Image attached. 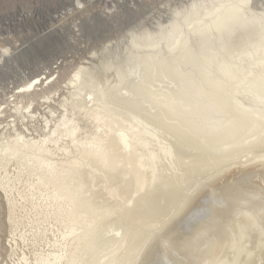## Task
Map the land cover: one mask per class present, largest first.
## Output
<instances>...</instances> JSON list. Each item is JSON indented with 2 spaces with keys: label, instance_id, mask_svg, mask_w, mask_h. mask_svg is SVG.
<instances>
[{
  "label": "rangeland",
  "instance_id": "rangeland-1",
  "mask_svg": "<svg viewBox=\"0 0 264 264\" xmlns=\"http://www.w3.org/2000/svg\"><path fill=\"white\" fill-rule=\"evenodd\" d=\"M248 1L0 0V53L8 51L0 66V142L22 137L41 146L0 147V264H200L225 240L210 239L214 230L235 223L229 199L261 214L264 90L253 84H264V61L252 66L263 78L234 81L237 60L217 46L208 57L201 49L232 23L257 25L264 0ZM39 75L48 79L29 88Z\"/></svg>",
  "mask_w": 264,
  "mask_h": 264
},
{
  "label": "bare ground",
  "instance_id": "bare-ground-1",
  "mask_svg": "<svg viewBox=\"0 0 264 264\" xmlns=\"http://www.w3.org/2000/svg\"><path fill=\"white\" fill-rule=\"evenodd\" d=\"M229 1V0H228ZM237 1V0H236ZM250 1V0H249ZM248 1V2H249ZM231 2H233V1H231ZM234 2H235V0H234ZM230 3V2H229ZM232 4H234V3H232ZM219 5V4H218ZM222 5V4H221ZM235 5V4H234ZM223 6V5H222ZM214 7H216V6H214ZM240 7H242V6H240ZM213 8V7H212ZM217 9H218V7H216ZM223 8V7H222ZM238 8V7H237ZM236 8V9H237ZM214 9V8H213ZM226 9H227V7H226ZM242 9V8H241ZM244 9V8H243ZM242 9V10H243ZM223 10V9H222ZM222 10H220L221 12H222ZM240 10V9H239ZM206 11V10H205ZM207 11H208V9H207ZM218 12V11H217ZM251 12V11H250ZM203 13H204V11H203ZM214 13V12H213ZM239 13V12H238ZM248 13V12H247ZM191 14V13H190ZM220 14V13H219ZM257 13H255V14H253V15H255V16H257L256 15ZM192 15H194V14H192ZM196 15V14H195ZM205 15V14H204ZM222 15V14H221ZM244 15V14H243ZM250 15H252V14H250ZM188 16V14L186 15V17ZM202 16H203V14H202ZM206 16V15H205ZM205 16H203V17H205ZM185 17V18H186ZM184 18V19H185ZM190 18L192 19V17H191V15H190ZM196 18V17H195ZM199 18V17H198ZM202 18V17H201ZM200 18V19H201ZM210 17H208V19H209ZM219 18V17H218ZM246 18V17H245ZM255 18V20L257 21H259L258 23H257V25H254L255 23H250V20L248 19V21L247 22H242L241 21V23H240V21L239 22H237V23H232L233 25H228V28H225V29H223V30H221V32H220V34L219 35H217L216 37H211V38H208V39H206L205 40V43H206V46L204 47L202 44V46L204 47H200L201 49H202V52L204 53H202L203 55H207L206 57H208V52L209 53H211L212 54V50L211 49H213V47H216L217 49H218V47L222 50V52L224 53L223 55V57H229L230 56V58L232 57V59H235V60H237V62H238V65H239V67L241 66V68L242 69H239V71H238V68H236L237 69V73L236 74H234V72L233 71H236V70H232V79H229V80H234V81H236V80H241L242 78H244V77H246V80H249L250 78H252L254 75H255V72H254V69L252 68V66L254 65V60H256V62H258V63H256V64H259V62H261V64H262V62L264 61V14L263 15H261V14H259L257 17H254ZM200 19H196L198 22H199V20ZM217 19V18H216ZM220 19V18H219ZM186 20V19H185ZM252 20V19H251ZM192 21V20H191ZM190 21V22H191ZM193 21H194V19H193ZM201 21V20H200ZM227 21V20H226ZM245 21V20H244ZM189 22V23H190ZM188 22H187V24H189ZM203 23V22H202ZM206 23V22H205ZM248 23H250L251 25H253L251 28H250V26H249V24ZM191 24H192V22H191ZM190 24V25H191ZM245 24V25H244ZM248 24V25H247ZM259 24V25H258ZM186 25V24H185ZM200 25H202L201 23H200ZM200 25H199V27H200ZM184 26V25H183ZM192 26V25H191ZM197 26V25H196ZM249 26V27H248ZM174 27H176V24H175V26ZM247 27V28H246ZM182 28V27H181ZM191 28V27H190ZM194 28V27H193ZM173 29V28H172ZM172 29L170 30L171 32H172ZM177 29V28H176ZM187 29V28H186ZM188 29H189V26H188ZM242 29V30H241ZM174 30V29H173ZM184 30V29H183ZM190 31H191V29H190ZM183 32V31H182ZM182 32H174L175 34L177 33H182ZM198 32V31H197ZM206 32V31H205ZM204 32V33H205ZM209 32V31H208ZM212 32V31H211ZM233 33V34H232ZM166 34H169V33H167L166 32ZM184 34H188V33H184ZM144 35V34H143ZM141 36V37H144V36ZM147 35H148V33H147ZM146 35V36H147ZM150 35V34H149ZM169 35H171V34H169ZM189 35V34H188ZM152 36V35H151ZM166 36V35H165ZM176 36V35H175ZM174 36V37H175ZM180 36V35H179ZM212 36V35H211ZM149 37V36H148ZM153 37V36H152ZM152 37H151V39H152ZM160 37V36H159ZM158 37V38H159ZM177 37H178V35H177ZM184 37V36H183ZM135 38V37H134ZM133 38V39H134ZM138 38V37H137ZM145 38V37H144ZM150 38V37H149ZM178 38H180V37H178ZM143 39V38H142ZM182 39V38H181ZM180 39V40H181ZM185 39V38H184ZM135 40V39H134ZM133 40V41H134ZM155 40V39H154ZM175 40H176V38H175ZM188 40H190V39H188ZM144 41V40H143ZM172 41V37H171V40H170V43L172 44L173 43V45L174 44H176V43H174V41L173 42H171ZM182 41V40H181ZM185 41V40H184ZM187 41V40H186ZM200 41H201V39H200ZM199 41V42H200ZM156 42V41H155ZM202 42H204V41H202ZM136 43V45L139 43V41H138V43L137 42H135ZM144 43V42H143ZM159 43V42H158ZM189 43H191V42H189ZM196 43V42H195ZM198 43V42H197ZM205 43H203V44H205ZM140 44V43H139ZM169 45L168 43L166 44V45H169V49H173V50H175L174 49V46L172 47V45ZM180 44V43H179ZM186 44V43H185ZM153 46H154V44H152ZM182 45V44H181ZM181 45H179V46H181ZM187 45V44H186ZM198 45V44H197ZM143 45H141V47H142ZM170 46H171V48H170ZM177 46V45H176ZM199 46V45H198ZM136 47H138V46H136ZM140 47V46H139ZM140 47V48H141ZM184 47H186L185 45H184ZM212 47V48H211ZM133 48V47H132ZM186 48H188V47H186ZM191 48V47H190ZM178 49V48H177ZM184 49V48H183ZM182 49V51H184ZM215 49V48H214ZM220 49H218L219 50V52H221V50ZM179 50V49H178ZM177 50V51H178ZM181 50V49H180ZM178 51V53L180 52V53H182V51ZM187 50V49H186ZM194 50V49H193ZM210 50H211V52H210ZM176 51V52H177ZM190 51V50H189ZM189 51L187 52L188 54H189ZM7 50H3L1 53H0V66H1V63L4 61V58L6 57V54H7ZM156 52V51H155ZM158 52V51H157ZM216 55H218L216 52H215V50L213 51ZM218 52V53H219ZM251 52V53H250ZM192 53V52H191ZM195 53V52H194ZM214 53H213V55H214ZM147 54V53H146ZM145 54V55H146ZM161 54H164V53H160L159 55H161ZM177 54V53H176ZM183 54H185V55H187L186 53H184L183 52ZM182 54V55H183ZM199 54V53H198ZM201 54V55H202ZM221 54V53H220ZM220 54L218 55L219 57H221L222 59H224L223 57H222V55L220 56ZM136 55V54H135ZM134 55V56H135ZM138 56H140L139 54H137ZM157 55H158V53H157ZM155 56V57H158V56ZM165 55L167 56V54L165 53ZM178 55V54H177ZM177 55H175V56H177ZM179 55H181V54H179ZM178 55V56H179ZM192 55V54H191ZM202 55V56H203ZM258 55H261V56H258ZM130 56V55H129ZM154 56V55H153ZM153 56H150L151 58L153 57ZM194 55H192V56H190V58L192 59V57H193ZM198 56H200V55H198ZM197 56V57H198ZM210 56V55H209ZM212 56V55H211ZM217 56V57H218ZM148 57V56H147ZM147 57H146V59H147ZM169 57H170V55H169ZM168 57V58H169ZM180 57V56H179ZM184 57V56H183ZM183 57H182V59H183ZM187 57V56H186ZM213 57H215V56H213ZM225 57V58H226ZM129 58V57H128ZM140 58H141V56H140ZM143 58V57H142ZM141 58V59H142ZM164 58V57H163ZM166 58V57H165ZM173 58H174V56H173ZM178 58V57H177ZM176 58V59H177ZM199 58H201V57H199ZM198 58V59H199ZM204 58V57H203ZM202 58V59H203ZM210 58V57H209ZM221 58H219V60L221 59ZM230 58H228V59H230ZM131 59H132V57H131ZM136 59H138V57L136 58ZM154 59H156V58H154ZM153 59V60H154ZM158 60H159V58H157ZM157 59H156V61H157ZM208 59V58H207ZM206 59V60H207ZM216 60L218 59V58H215ZM214 59V60H215ZM129 60V59H128ZM140 60V59H139ZM145 59H143V61H144ZM148 60H150L149 58H148ZM147 60V61H148ZM160 60H162V56H161V59ZM159 60V61H160ZM173 60V59H172ZM171 59H170V62L172 61ZM174 60H175V58H174ZM188 60V59H187ZM186 60V61H187ZM200 60V59H199ZM205 60V61H206ZM208 60H210V59H208ZM207 60V61H208ZM213 59H212V57H211V60L210 61H212ZM213 60V61H214ZM231 60V59H230ZM262 60V61H261ZM136 61V60H135ZM134 61V62H135ZM142 61V60H141ZM140 61V62H141ZM184 62H185V60H183ZM205 61L203 62V63H205ZM223 61H225V63H226V61H227V59H224ZM126 62V61H125ZM132 62H133V60H132ZM131 62V63H132ZM139 62V61H138ZM145 62V61H144ZM151 62V61H150ZM166 62V61H165ZM182 61H180L179 63H181ZM219 62V61H218ZM222 61L220 60V62L217 64L218 66H220L222 63H221ZM234 62V61H233ZM130 63V62H129ZM161 63V62H160ZM160 63H159V65L157 64V62H156V64L158 65V66H162L163 68H164V66L163 65H160ZM168 63V62H167ZM173 63H175V61H173L172 63H170V66H168L169 68L171 67V65L173 64ZM200 63H201V60H200ZM227 63H228V61H227ZM247 63L249 64V65H247ZM125 64H128V63H125ZM137 64V63H136ZM152 64H155V63H153V61H152ZM162 64V63H161ZM163 64H164V60H163ZM176 64V63H175ZM174 64V65H175ZM182 64V63H181ZM213 64V63H212ZM214 64H216V63H214ZM220 64V65H219ZM235 64V63H234ZM130 65H133V64H130ZM165 65H167V64H165ZM206 64H204V66H205ZM217 65H215V66H217ZM223 65V64H222ZM226 65V64H225ZM225 65H223V66H225ZM233 65V64H232ZM231 65V66H232ZM236 65V64H235ZM235 65H233V66H235ZM251 65V66H250ZM134 66V65H133ZM177 66H178V64H177ZM180 66V65H179ZM178 66V67H179ZM135 67V66H134ZM161 67V68H162ZM167 67V68H168ZM175 67V66H174ZM172 68V69H175V68ZM212 67H214V65L212 66ZM129 68V67H128ZM132 68V67H131ZM130 68V69H131ZM158 68V67H157ZM208 67L206 66V69L205 70H207V74L209 75L210 74V69L208 70L207 69ZM218 68V67H217ZM235 68V67H234ZM158 69H160V68H158ZM165 69H166V67H165ZM176 69H177V67H176ZM214 69H215V67H214ZM177 70H179V69H177ZM223 70V68L220 66V69H219V71H222ZM231 70V69H230ZM261 70V68H259L257 71H256V81L257 80H259V79H261V78H263V77H261L263 74H260L261 72H263V71H260ZM264 70V69H263ZM162 71V70H161ZM165 71V70H164ZM166 71H168V69L166 70ZM166 71H165V73H166ZM169 71H171L170 69H169ZM174 71V70H173ZM200 71V70H199ZM212 71V70H211ZM225 71V70H224ZM163 72V71H162ZM175 72V71H174ZM173 72V73H174ZM177 72V71H176ZM175 72V73H176ZM146 73H147V71H146ZM150 73V72H149ZM157 74H158V72H156ZM155 73V74H156ZM159 73H161V72H159ZM164 73V74H165ZM172 73V72H171ZM181 73V72H180ZM179 73V74H180ZM184 73V72H183ZM187 74H188V72H186ZM156 74V75H157ZM178 74V75H179ZM204 74V73H203ZM206 74V75H207ZM143 75H145V74H143ZM147 75V74H146ZM158 75H160V74H158ZM173 75H175V74H173ZM183 75V74H182ZM181 75V76H182ZM189 75V74H188ZM188 75L186 76L188 79H189V77H188ZM194 75H196L195 74V72H194ZM193 75V76H194ZM197 75H199L200 76V74L199 73H197ZM207 75V76H208ZM211 75H214V74H212L211 73ZM75 76H77V74L75 75ZM149 76V75H148ZM152 76H153V74H152ZM160 76H162V75H160ZM166 76H168V75H166ZM171 76V75H170ZM169 76V77H170ZM190 77H191V75H189ZM151 77V76H150ZM183 77H184V75H183ZM195 77V76H194ZM201 77H202V75H201ZM206 77V76H205ZM211 77V76H210ZM210 77H208V78H210ZM147 79H148V77H146ZM157 77H155V78H153V81H152V79L150 80V81H152L153 82V84H154V79H156ZM164 78V77H163ZM185 78V77H184ZM186 78V79H187ZM193 78V77H192ZM191 78V79H192ZM203 78H204V76H203ZM207 78V79H208ZM254 78V79H255ZM48 78L47 77H42V76H40L39 75V77H36V79H35V81L34 82H31L32 84H31V86H28L29 88L30 87H32V85L35 87L38 83H43V82H46V80H47ZM164 79H166V78H164ZM171 79V78H170ZM185 79V80H186ZM200 79H202V78H199V80ZM212 79H213V77H212ZM219 79V78H218ZM218 79H217V81H218ZM221 79V78H220ZM157 81H158V79H156ZM169 81L170 82V80L167 78L166 79V81ZM194 81H195V79H193ZM211 80V79H210ZM33 81V80H32ZM160 81H163V79L162 80H160ZM166 81H163L162 83H164V82H166ZM172 81V80H171ZM175 81V80H174ZM189 81V80H188ZM212 81V80H211ZM233 81V82H234ZM168 82V83H169ZM210 82V81H209ZM213 82V81H212ZM158 83V82H157ZM167 83V84H168ZM170 83H172V82H170ZM197 83V82H196ZM195 83V84H196ZM200 83V82H199ZM198 83V84H199ZM202 84L204 83V81H203V79H202V82H201ZM205 83H206V80H205ZM211 83V82H210ZM234 83H236V82H234ZM30 84V83H29ZM173 84L174 83H172V85L171 84H169V85H171V86H173ZM176 84V83H175ZM197 84V86H194V83H193V86L195 87V88H199L198 85ZM42 85V84H41ZM158 85V84H157ZM204 85V84H203ZM212 85H214V84H212ZM155 86V85H154ZM167 87H168V85H166ZM166 86H165V89H166ZM200 86H202V85H200ZM211 86V85H210ZM209 86V84H208V87H210ZM253 86H256V87H258L259 89H261V90H264V84H261V83H257V84H253ZM170 87V86H169ZM168 87V88H169ZM175 87V85L173 86V88L171 87V89H174V92H175V89L176 88H174ZM153 88V87H152ZM161 88V87H160ZM160 88H158V90L160 89ZM163 89H164V87H162ZM161 88V89H162ZM178 88V87H177ZM180 88V87H179ZM201 88V87H200ZM153 89H155V87L153 88ZM156 89H157V87H156ZM162 89V90H163ZM187 89V88H186ZM189 89V88H188ZM191 89V88H190ZM150 90V89H149ZM148 90V91H149ZM162 90H160V92L162 91ZM167 90V89H166ZM179 90V89H178ZM184 90V89H183ZM199 89H197L196 90V92L198 91ZM212 90H214V89H212ZM218 90V89H217ZM258 90V89H257ZM119 91V90H118ZM154 91H156V90H154ZM154 91H152L153 93H154ZM164 91V90H163ZM169 91V90H168ZM172 90H170V92H171ZM193 91V90H192ZM200 91V90H199ZM201 91H204V90H202V88H201ZM201 91H200V93H201ZM205 91H207L208 92V90H207V88L205 89ZM205 91H204V93H205ZM128 92H129V90H128ZM142 92V91H141ZM157 92V91H156ZM160 92H158V93H160ZM170 92H168V93H170ZM179 92V91H178ZM184 92H185V90H184ZM183 92V93H184ZM195 92V91H194ZM222 92V91H221ZM226 92V91H225ZM116 93V92H115ZM114 93V94H115ZM129 93H131V92H129ZM129 93H126V95L127 94H129ZM151 93V92H150ZM164 93H167L166 91L164 92ZM164 93H162L161 92V94H164ZM172 93V92H171ZM200 93L198 94V95H200ZM117 94V93H116ZM137 94V93H136ZM161 94H159V95H161ZM176 94V93H175ZM174 94V95H175ZM208 95H210V93H207ZM206 94V95H207ZM212 94V93H211ZM119 95V94H118ZM147 95H150V94H148L147 93ZM173 95V96H174ZM177 95H179V94H176V96ZM194 95V94H193ZM206 95H204L205 97H206ZM115 96V95H114ZM113 96V97H114ZM125 96V95H124ZM134 97H136L135 96V94L133 95ZM138 96V95H137ZM141 96V95H140ZM144 96V95H143ZM146 96V95H145ZM151 96V95H150ZM152 96H153V94H152ZM151 96V97H152ZM168 96V95H167ZM171 96H172V94H171ZM185 96V95H184ZM184 96H183V98H184ZM187 96V95H186ZM200 96H203V95H200ZM119 97V96H118ZM117 97V98H118ZM148 98H149V96H147ZM151 97H150V99H151ZM155 97H156V95H155ZM155 97H153V99L155 98ZM164 97H166L165 95H164ZM194 97V96H193ZM198 98H199V96H197ZM115 99L114 100H116V96L114 97ZM141 98V97H140ZM147 98V99H148ZM157 98V97H156ZM159 98V97H158ZM157 98V99H158ZM168 97H166V99H167ZM173 98V97H172ZM175 98V97H174ZM180 98H182V97H180ZM186 98V97H185ZM191 98V97H190ZM197 98V99H198ZM139 99V97L137 98V100ZM144 100H145V97L143 98ZM146 99V100H147ZM153 99H151L152 101H153ZM160 99V98H159ZM169 99V98H168ZM187 99H189V98H187ZM196 99V100H197ZM203 99H204V97H203ZM207 99V98H206ZM208 99H209V97H208ZM207 99V100H208ZM211 99H212V97H211ZM119 101H120V99H118ZM117 100V101H118ZM122 101L124 100V99H121ZM136 100V101H137ZM141 99H139V101H140ZM149 100V99H148ZM162 100H164V99H162ZM179 100V99H178ZM186 99H184V101L183 102H185L186 103V101H188V100H186ZM195 100V101H196ZM201 100H202V97H201ZM206 100V101H207ZM210 100V99H209ZM130 101V100H129ZM128 101V102H129ZM155 101V100H154ZM180 101V100H179ZM192 101V99H190V101L188 102V104H190V102ZM193 101H194V99H193ZM200 101V100H199ZM203 101V100H202ZM264 101V100H263ZM115 102V101H114ZM127 102V101H126ZM132 102H133V100H132ZM131 101H130V103H132ZM135 102V101H134ZM133 102V103H134ZM138 102V101H137ZM159 102H160V100H159ZM166 102V101H165ZM168 102V101H167ZM166 102V103H167ZM170 102V101H169ZM172 102V101H171ZM175 102H177L175 99H174V102L172 103L173 105H175ZM181 102V101H180ZM205 102V101H204ZM208 102V101H207ZM206 102V103H207ZM212 102V101H211ZM211 102H210V104H211ZM123 103V102H122ZM124 103H125V101H124ZM148 103H150V101H148ZM157 103H158V101H157ZM161 103V102H160ZM163 103H164V101H163ZM166 103H165V106H166ZM177 103H179V102H177ZM177 103H176V105H177ZM182 103V102H181ZM200 103V102H199ZM203 103V102H202ZM206 103H205V107H206ZM215 103V102H214ZM140 104V103H139ZM143 104V102L141 103V105ZM145 104H147V103H145ZM152 104V103H151ZM168 104V103H167ZM170 104V103H169ZM171 104V105H172ZM192 104V103H191ZM209 104V103H208ZM218 104H220V103H218ZM120 105H121V103H120ZM184 106V104H181V106ZM185 105H187V103L185 104ZM193 105V104H192ZM200 105V104H199ZM202 105V104H201ZM204 105V104H203ZM202 105V106H203ZM216 105V104H215ZM248 105H250V104H248ZM127 106H128V104H127ZM131 106V105H130ZM140 106V105H139ZM138 106V107H139ZM147 106H148V104H147ZM151 107H152V105H150ZM150 106L149 107H147V108H149L150 109ZM156 106H157V104H156ZM155 106V107H156ZM159 106V105H158ZM162 106V105H161ZM180 106V105H179ZM182 106V107H183ZM202 106H200V109H201V107ZM133 107V106H132ZM137 107V106H136ZM141 107V106H140ZM155 107H154V109H155ZM164 107V106H163ZM162 107V108H163ZM167 107V106H166ZM165 107V108H166ZM171 107V106H170ZM170 107H168L170 110L172 109H175V108H170ZM181 107V109H183ZM189 107V109H190V105L188 106ZM191 107H193V106H191ZM197 107V106H196ZM211 107H213V105L211 106ZM215 107V106H214ZM213 107V108H214ZM129 108V107H128ZM131 108V107H130ZM142 108H143V110L142 111H144V108L145 107H143L142 106ZM161 108V109H162ZM177 108H178V106H177ZM176 108V109H177ZM194 108H195V106H194ZM194 108H193V110H194ZM207 108H208V106H207ZM139 109V108H138ZM141 109V108H140ZM139 109V110H140ZM148 109V110H149ZM158 110H159V108H157ZM180 109V107H179V109L178 110H181ZM185 109V111H186V108H184ZM183 109V110H184ZM204 109V108H203ZM203 109H201V111L203 110ZM212 109V108H211ZM215 109H217V107L215 108ZM132 110H134L133 108H132ZM146 110L147 109H145V112H146ZM147 110V112H149ZM166 110H168L167 108H166ZM166 110H164L165 112H166ZM188 110V109H187ZM205 110V109H204ZM203 110V111H204ZM214 110V109H213ZM221 109L219 108V111H220ZM136 111H138V110H136ZM151 111H152V113H153V108L151 109ZM155 111H157L156 109H155ZM154 111V112H155ZM175 111H177V110H175ZM182 111V110H181ZM181 111H180V113H181ZM194 111H196V110H194ZM210 111H212V110H210ZM135 112V111H134ZM146 112V113H147ZM168 112H170V111H168ZM173 112V111H172ZM172 112L170 113L171 115H172ZM189 112H190V110H189ZM193 111H191V115L193 114L192 113ZM136 113V112H135ZM138 113H140V112H138ZM151 113V112H150ZM149 113V114H150ZM157 113V112H156ZM161 114H162V111L160 112ZM160 113H158V115L160 114ZM164 113V112H163ZM167 113V112H166ZM165 113V114H166ZM174 113V112H173ZM184 112H182L181 114L182 115H184V114H186L187 113V111H186V113H184ZM206 114H207V112H205ZM211 112H209L208 114H210ZM214 113V112H213ZM213 113H211L212 115H213ZM134 114V113H133ZM148 114V113H147ZM146 114V115H147ZM149 114H148V117H151V116H149ZM155 114V113H154ZM153 114V115H154ZM169 114V116H171ZM181 114H179V115H181ZM194 114H196V113H194ZM203 114H204V112H203ZM210 114V115H211ZM145 115V114H144ZM152 115V114H151ZM157 115V114H156ZM156 115L153 117V119H156ZM157 115V116H158ZM163 115V114H162ZM200 115H201V113H200ZM217 116L219 115V114H216ZM139 116V115H138ZM141 116V115H140ZM160 116V115H159ZM185 116H188L189 118H190V116L187 114V115H185ZM197 117L199 116V109H197V115H196ZM202 116V115H201ZM205 116V115H204ZM203 116V117H204ZM216 116V117H217ZM165 117H167V115H164V119H165ZM174 117H175V115H174ZM176 117H177V112H176ZM195 118V115H194V119H198V118ZM210 118L209 119H212V117L211 116H209ZM214 117V116H213ZM216 117H215V119H216ZM167 118H169V117H167ZM172 118H173V116H172ZM179 118H180V116H178V120H179ZM182 118H185V117H182ZM207 118V120H208V117H206ZM158 119V118H157ZM164 119H162V120H164ZM186 119H188L187 117H186ZM193 119V120H194ZM200 119V118H199ZM201 119H203V118H201ZM200 119V120H201ZM169 120L170 119H168V122H169ZM176 118L174 119V121L176 122ZM181 120V119H180ZM199 120V121H200ZM205 120V119H204ZM206 120V121H207ZM218 120V119H217ZM220 120V119H219ZM221 120H223V119H221ZM221 120H220V122H221ZM149 121V120H148ZM159 121H160V118H159ZM164 121H166V119L164 120ZM192 121V120H191ZM206 121H205V123H206ZM209 121V120H208ZM224 121H226V120H224ZM149 122H151V121H149ZM173 122V121H172ZM183 122H186V121H184L183 120ZM182 122V123H183ZM188 122V121H187ZM189 122H190V119H189ZM188 122V123H189ZM194 122V121H193ZM193 122H190V124H193ZM210 122V121H209ZM214 122V121H213ZM212 122V123H213ZM219 121H217V123H218ZM219 122V123H220ZM223 122V121H222ZM221 122V125L218 127V128H221L222 127V123ZM152 123V122H151ZM165 123H167V121L165 122ZM177 123V122H176ZM202 123H203V121H202ZM212 123H211V125H212ZM215 123V122H214ZM217 123H216V125H217ZM226 123V122H225ZM175 124V123H174ZM179 124H180V121H179ZM183 124H186V123H183ZM195 124V123H194ZM156 124H154V126H155ZM177 125V127H178V124H176ZM189 125V124H188ZM196 125V124H195ZM194 125V126H195ZM157 126V125H156ZM171 127H172V125H170ZM181 126H182V124H181ZM186 126V128H189V127H187V125H185ZM198 126H199V123H198ZM197 126V127H198ZM201 126H202V124H201ZM207 126H208V122H207ZM210 126V125H209ZM208 126V127H209ZM214 126H215V124H214ZM227 126H229V125H227ZM183 127V126H182ZM191 127H192V125H191ZM190 127V128H191ZM196 127V126H195ZM203 127V126H202ZM202 127H200V128H202ZM212 127H213V125H212ZM217 127V126H216ZM225 129H226V127H225V124H224V126H223ZM230 127V126H229ZM76 126H73L72 127V129H71V133H74L75 131H76ZM174 128H175V125H174ZM184 129H186L185 127H183ZM189 128V129H190ZM206 127L204 126V129H205ZM211 128V127H210ZM160 129H162V128H160ZM192 130H193V128H191ZM196 129V128H195ZM199 129V128H198ZM198 129H197V132H198ZM211 129H213V128H211ZM210 129V130H211ZM58 130V129H57ZM57 130H54V132H57ZM149 130V129H148ZM180 130H182V129H180ZM200 130V129H199ZM209 130V131H210ZM221 130V129H220ZM219 130V131H220ZM233 131H234V129H232ZM201 131V130H200ZM206 131V130H205ZM224 131H226V130H224ZM231 131V130H230ZM176 132H178V130L176 131ZM193 132V131H192ZM196 132V133H197ZM201 132H203V131H201ZM180 133H182V131L180 132ZM194 133V132H193ZM195 133V134H196ZM198 133H200V132H198ZM206 133V132H205ZM213 133V132H212ZM216 133V132H215ZM197 135V134H196ZM199 135V134H198ZM174 136V135H173ZM127 136L126 135H124V138H126ZM20 139H22V137L20 138ZM20 139L17 141V140H14L13 142L11 141V142H4V141H1L0 142V147L2 148V151H4V150H12V153L13 152H16V151H18L19 150V148L20 147H33V146H36V147H38V148H40L41 146H40V144L38 143V141H36V142H32V141H30V140H22V141H20ZM49 139H51V138H49ZM54 140V139H53ZM124 140V139H123ZM1 150V149H0ZM10 153V152H9ZM6 155V154H5ZM39 155V157L40 158H42L43 159V155H41V153H39L38 154ZM197 155V154H196ZM45 159V158H44ZM4 163V162H3ZM1 166V165H0ZM4 166V165H3ZM227 206L228 207H233L234 208V211H235V223H234V225H233V227H231L230 228V230L229 231H227V230H223V232H219V230H214V231H217V234H213V235H211V237H210V239L211 238H220V239H222L223 237H225V240H224V242L223 243H220V245L217 247L218 249H217V251H215L214 253H213V255H212V257L210 258V260H206V261H204V262H201L200 264H214L215 262H218V263H220V264H264V196L262 197V200L260 201V203H258L257 205H256V207H259L258 208V210H262V212H261V214H259L257 211H255V210H253L254 208H252L253 206H251V204L250 203H248V207L246 206V207H243V206H245V205H239V203L237 202V199H235V198H231V199H229L228 200V202H227ZM221 208H223L224 209V207H221ZM226 209V208H225ZM231 209V208H230ZM217 211V210H216ZM219 211V210H218ZM228 211H229V209H228ZM169 216V215H168ZM220 216V215H219ZM169 218V217H168ZM115 229V228H114ZM119 229V228H118ZM122 231V230H121ZM254 231V237H255V240L252 242V241H250L249 240V238H250V234L252 233ZM219 233V234H218ZM226 236H228V237H226ZM208 237V236H207ZM94 241V240H93ZM188 241V240H187ZM187 241H186V243H187ZM199 240H197V242H198ZM191 242V241H190ZM188 244V243H187ZM190 245V244H189ZM99 249V248H98ZM98 249H97V251H98ZM223 259H224V262H223ZM259 260V261H258ZM177 264H190V261H188V260H186V262L185 261H179V262H177Z\"/></svg>",
  "mask_w": 264,
  "mask_h": 264
}]
</instances>
